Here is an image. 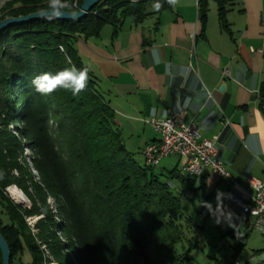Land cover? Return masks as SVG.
Segmentation results:
<instances>
[{"label":"trees","instance_id":"obj_1","mask_svg":"<svg viewBox=\"0 0 264 264\" xmlns=\"http://www.w3.org/2000/svg\"><path fill=\"white\" fill-rule=\"evenodd\" d=\"M2 1L0 22L48 4ZM212 1L221 29L232 35L227 15L239 0H198L203 24ZM83 2L68 0L65 11L77 12ZM172 7L168 0H101L79 21L35 20L0 33V170L5 172L0 231L11 248V264L191 263L196 244L186 239L185 230L194 224L182 202L188 198L212 216L211 194L177 168L165 173L137 162L77 50L80 40L99 37L107 25L117 34L125 21L140 25ZM72 66L88 70L87 87L79 95L35 91L34 77ZM25 146L32 152L30 164ZM11 186L27 196L30 208L14 202L7 192ZM31 217H38L34 228L27 221ZM237 236L243 247L249 234Z\"/></svg>","mask_w":264,"mask_h":264},{"label":"crops","instance_id":"obj_2","mask_svg":"<svg viewBox=\"0 0 264 264\" xmlns=\"http://www.w3.org/2000/svg\"><path fill=\"white\" fill-rule=\"evenodd\" d=\"M227 20L232 35L221 29L215 2L203 24L198 0H179L140 25L125 21L117 34L107 25L77 50L130 152L143 158V149L160 139L147 121L175 113L203 138L217 137L233 181L205 169L198 186L211 194L215 215L236 226L249 222L237 205L243 191L254 194L250 180H264V0H239ZM165 159L174 169L185 163Z\"/></svg>","mask_w":264,"mask_h":264},{"label":"built area","instance_id":"obj_3","mask_svg":"<svg viewBox=\"0 0 264 264\" xmlns=\"http://www.w3.org/2000/svg\"><path fill=\"white\" fill-rule=\"evenodd\" d=\"M223 73L229 76L228 71ZM147 122L160 137L158 142L148 144L142 151L147 166L157 167L165 158L177 156L185 161L182 173L186 177L199 178L208 169L219 179L232 180L231 173L218 156L217 137L203 138L198 127L194 123H185L178 113ZM250 184L254 194L243 191L237 205L249 218V227L259 231L264 238V180L252 178Z\"/></svg>","mask_w":264,"mask_h":264},{"label":"rangeland","instance_id":"obj_4","mask_svg":"<svg viewBox=\"0 0 264 264\" xmlns=\"http://www.w3.org/2000/svg\"><path fill=\"white\" fill-rule=\"evenodd\" d=\"M4 2L0 0V7L3 6ZM14 132L16 133L17 130ZM31 155V150L25 146L24 156L28 159L29 164L31 162ZM136 159L140 165H144V159L140 154H136ZM171 162L173 163L172 160L168 159L162 160L160 165L156 167V170L165 171L166 173L173 171L174 165ZM175 172L178 173L177 171ZM180 172L182 173V170ZM33 174L37 176L35 171H33ZM200 182L197 179V185H200ZM27 200L28 204L14 202L23 207L30 208L31 202L28 198ZM48 203L52 209L55 208L54 201L51 198ZM182 207L185 215L194 224L191 229L185 230L186 239L194 241L196 244V247L190 253L192 259L190 264H264V238L259 231L249 227L250 221L244 220L236 226H230L227 223H223L217 215L207 216L203 214L201 208L199 206L195 207L188 198H185L182 202ZM210 210H214L212 203L210 204ZM37 220L38 217H31L27 221L34 228ZM237 233L241 235L245 233L249 234L248 240L243 247L240 246L242 241L238 239L239 236L236 238ZM184 244L187 248V241ZM51 264L57 263L52 262Z\"/></svg>","mask_w":264,"mask_h":264},{"label":"clouds","instance_id":"obj_5","mask_svg":"<svg viewBox=\"0 0 264 264\" xmlns=\"http://www.w3.org/2000/svg\"><path fill=\"white\" fill-rule=\"evenodd\" d=\"M179 0H168V3L175 6ZM71 5L68 0H48L46 8L40 9L35 15L44 20H60L66 16L73 20L78 18L76 12H66ZM160 3H156L154 8L159 10ZM51 13V14H49ZM89 80L87 68L77 69L75 66L61 69L55 73L43 72L32 80L35 91L44 95H50L58 89L71 91L73 96L79 95L87 87ZM5 172L0 170V180L4 179ZM222 193H217V197H222Z\"/></svg>","mask_w":264,"mask_h":264},{"label":"water","instance_id":"obj_6","mask_svg":"<svg viewBox=\"0 0 264 264\" xmlns=\"http://www.w3.org/2000/svg\"><path fill=\"white\" fill-rule=\"evenodd\" d=\"M100 1L101 0H84L81 9L76 12L78 15L77 19L73 20L72 18L66 16L64 19H60V20L79 21L85 18ZM35 14L36 13L28 15V16H24V17H19V18H8L0 22V33L11 25L27 23V22L35 21V20H42L38 18ZM0 250L3 256V264H11V259H12L11 248L8 242L6 241V239L4 238L3 234L1 233V231H0Z\"/></svg>","mask_w":264,"mask_h":264},{"label":"bare ground","instance_id":"obj_7","mask_svg":"<svg viewBox=\"0 0 264 264\" xmlns=\"http://www.w3.org/2000/svg\"><path fill=\"white\" fill-rule=\"evenodd\" d=\"M8 191H9V194L11 195V198H13V200L16 203L28 204V200L26 196L18 187L11 186L10 188H8Z\"/></svg>","mask_w":264,"mask_h":264}]
</instances>
